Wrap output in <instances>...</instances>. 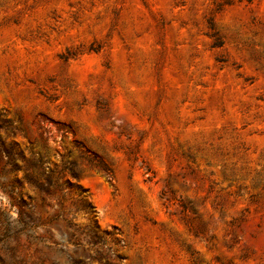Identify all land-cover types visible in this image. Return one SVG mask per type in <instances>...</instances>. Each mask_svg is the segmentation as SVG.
Returning a JSON list of instances; mask_svg holds the SVG:
<instances>
[{"label": "rangeland", "instance_id": "374dc122", "mask_svg": "<svg viewBox=\"0 0 264 264\" xmlns=\"http://www.w3.org/2000/svg\"><path fill=\"white\" fill-rule=\"evenodd\" d=\"M0 264H264V0H0Z\"/></svg>", "mask_w": 264, "mask_h": 264}, {"label": "trees", "instance_id": "16d2710c", "mask_svg": "<svg viewBox=\"0 0 264 264\" xmlns=\"http://www.w3.org/2000/svg\"><path fill=\"white\" fill-rule=\"evenodd\" d=\"M69 174L71 177H76L78 174V170L74 167V164L72 163L71 166L69 167ZM84 210L87 213H91L90 211V204H84Z\"/></svg>", "mask_w": 264, "mask_h": 264}]
</instances>
